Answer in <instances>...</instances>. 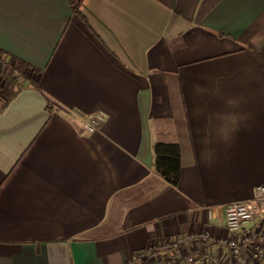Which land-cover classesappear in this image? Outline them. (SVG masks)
<instances>
[{"label": "crops", "instance_id": "0c3cea01", "mask_svg": "<svg viewBox=\"0 0 264 264\" xmlns=\"http://www.w3.org/2000/svg\"><path fill=\"white\" fill-rule=\"evenodd\" d=\"M0 51L30 76L0 89V264H131L174 235L225 237L223 206L264 184V0H0ZM156 141L179 145L175 186Z\"/></svg>", "mask_w": 264, "mask_h": 264}, {"label": "built area", "instance_id": "2783aa9c", "mask_svg": "<svg viewBox=\"0 0 264 264\" xmlns=\"http://www.w3.org/2000/svg\"><path fill=\"white\" fill-rule=\"evenodd\" d=\"M79 118L84 131L94 132L104 113L97 111ZM223 224L225 237L215 238L206 231L174 235L135 253L131 264H264V184L254 186L249 199L226 203ZM187 243L190 252L183 246ZM209 243L224 246L227 252L211 256L205 251ZM155 246L163 252L149 255Z\"/></svg>", "mask_w": 264, "mask_h": 264}, {"label": "trees", "instance_id": "16d2710c", "mask_svg": "<svg viewBox=\"0 0 264 264\" xmlns=\"http://www.w3.org/2000/svg\"><path fill=\"white\" fill-rule=\"evenodd\" d=\"M71 8L74 13L81 14V12H79L78 3L73 4ZM26 65L22 61L7 56L0 51V75L5 77L0 89L4 100L10 99L14 94L17 87L20 86V79L26 80V78L30 77L26 76L24 73ZM32 70L35 71L34 68ZM152 150L154 158L153 167L155 171L169 184L173 186L177 185L181 169L180 148L178 143L156 141L153 143Z\"/></svg>", "mask_w": 264, "mask_h": 264}, {"label": "flooded vegetation", "instance_id": "af4514ba", "mask_svg": "<svg viewBox=\"0 0 264 264\" xmlns=\"http://www.w3.org/2000/svg\"><path fill=\"white\" fill-rule=\"evenodd\" d=\"M5 77L3 75H0V82L3 84Z\"/></svg>", "mask_w": 264, "mask_h": 264}, {"label": "rangeland", "instance_id": "374dc122", "mask_svg": "<svg viewBox=\"0 0 264 264\" xmlns=\"http://www.w3.org/2000/svg\"><path fill=\"white\" fill-rule=\"evenodd\" d=\"M89 19H91V18H89Z\"/></svg>", "mask_w": 264, "mask_h": 264}]
</instances>
